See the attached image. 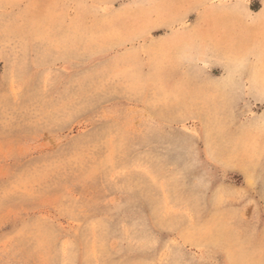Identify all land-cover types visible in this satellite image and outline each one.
Instances as JSON below:
<instances>
[{
    "label": "rangeland",
    "instance_id": "rangeland-1",
    "mask_svg": "<svg viewBox=\"0 0 264 264\" xmlns=\"http://www.w3.org/2000/svg\"><path fill=\"white\" fill-rule=\"evenodd\" d=\"M0 264H264V0H0Z\"/></svg>",
    "mask_w": 264,
    "mask_h": 264
},
{
    "label": "crops",
    "instance_id": "crops-1",
    "mask_svg": "<svg viewBox=\"0 0 264 264\" xmlns=\"http://www.w3.org/2000/svg\"><path fill=\"white\" fill-rule=\"evenodd\" d=\"M257 10H255V12H256Z\"/></svg>",
    "mask_w": 264,
    "mask_h": 264
}]
</instances>
